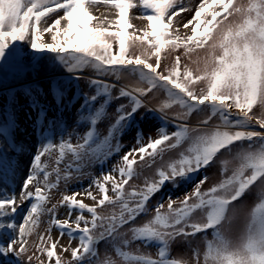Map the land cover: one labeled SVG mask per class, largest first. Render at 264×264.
Segmentation results:
<instances>
[{"label":"snow or ice","instance_id":"1","mask_svg":"<svg viewBox=\"0 0 264 264\" xmlns=\"http://www.w3.org/2000/svg\"><path fill=\"white\" fill-rule=\"evenodd\" d=\"M101 3L115 9L114 22L93 15L91 9ZM138 7V18L147 22L142 34L128 31L134 28L130 10ZM60 10L63 14L49 24L50 14ZM190 10L183 0H0V74L7 76L22 65L31 69L19 81L21 91L12 96L11 111L4 106L7 97L0 104V172L15 174L12 157L23 146L18 136L24 105L28 113H35L33 133L37 126L42 133L22 181L20 203L30 204L18 224L14 220L20 206L16 194L0 182V237L7 234L6 241L0 240V257L11 254L19 264L26 256L27 264H32L33 256L27 255L29 237L39 226L40 216L48 213L47 239L41 233L35 244L36 259L43 255L47 264L53 260L54 264H93L94 260L95 264H117L107 255L102 261L95 259L101 241L110 243L121 264H189L170 258V246L178 240L188 243L197 234H204V249L202 253L192 249L194 264H264V0H200L191 19L180 25L190 34L181 36L179 28H173L174 18ZM134 47L139 54H131ZM29 50L51 57L28 55ZM165 53H181L188 63L182 65L177 54L170 66L162 67ZM48 63L62 68L69 81L78 82L84 79L85 70H91L94 75L86 80L91 94L82 92L78 99L70 92V82L57 75H42ZM13 74L14 78L20 75L18 71ZM125 74L135 77L136 83L120 86L113 96L116 84L101 78L114 77L118 82ZM154 91L165 97L156 111L166 113L178 107L175 120L187 121L193 113L204 114L203 119L195 127L179 123L171 133L160 128L157 138L149 137L147 143L138 131L137 146L125 152L110 173L93 179L82 193L62 194L58 205L46 209L48 193L61 180L67 183L74 178L73 172L81 173L84 167L119 152V142L113 141L144 107L142 98ZM120 99H127L128 104L115 109L114 121L101 136L98 124L107 118L112 101ZM74 101L79 104L76 127L67 139L61 136L54 142L45 130L49 124L59 127L64 113L49 117V112L67 111L69 105L75 107ZM214 119L217 123L207 127ZM80 127L86 128L83 134ZM177 149L175 157L164 160L166 153ZM53 153L55 167L49 171L42 157L51 158ZM69 156L61 174L60 165ZM219 156L225 158L219 160L218 182L202 190L209 179L205 175L178 205L168 197L166 209L159 202L150 218L136 224L166 184L179 187L187 183L193 173L211 167ZM157 158L160 163L154 178L146 177L142 186L126 191L125 186L137 175L135 166L152 168ZM53 175L54 182L50 180ZM253 187L257 202L248 210L238 207L236 202ZM78 196L93 204H85ZM107 206L112 208L109 215L98 212ZM57 207L67 208V218H57ZM73 212L77 213L74 219ZM240 216L243 225L236 231L233 225ZM52 228L59 230L60 239L67 235L69 245L78 238L76 247L60 246L61 252H70L67 261L56 252L59 239H51ZM209 231L211 239L207 238ZM137 241L145 247L155 244L156 258L139 249L135 253L126 250Z\"/></svg>","mask_w":264,"mask_h":264},{"label":"rangeland","instance_id":"2","mask_svg":"<svg viewBox=\"0 0 264 264\" xmlns=\"http://www.w3.org/2000/svg\"><path fill=\"white\" fill-rule=\"evenodd\" d=\"M184 5L188 8H190V11H186L180 14L178 18H174L173 28H179V34L181 36H184L186 34H190V30H186L183 27H180L183 23L187 22L189 19H191L195 8L199 4L200 0H183ZM94 16L99 17L101 20L104 19V17H107L109 21H115V9L107 6L103 3L98 4L97 6L93 7L91 9ZM63 12L60 10L59 12L50 14L51 19L48 20V23L50 24L53 19H55L57 16L62 15ZM141 14V9L135 8L130 10V22L134 26L133 29H129V32L136 31L137 34H142L140 30H143L146 27L147 22L143 19L138 18ZM105 26H107V21L105 22ZM46 40H50L49 36H45ZM28 55H34V56H45L50 59L51 54L44 53V54H36L31 53L29 50ZM131 54L136 55L139 54V48L134 47L131 49ZM177 54L181 55V64L188 63L187 59L181 54V53H165L164 55L167 57L166 59L162 60V67L163 66H170L173 62V57ZM202 54V53H200ZM195 55H193V58H195ZM152 63H155V60L153 59L151 61ZM35 63V61L33 62ZM26 65H22L19 69H13L11 70L7 76H4L3 74H0V104H3V98L7 97L8 102L6 105H4L8 111H11V104H12V96L18 92L21 91V88L19 87V81L20 79H23L25 77V74L30 71ZM19 72L20 75L18 78H14L15 72ZM57 75L59 79L64 80L65 83H71L73 85L72 89H70V92H74L77 98L79 99L82 92H88L91 94V90L88 88L86 80L89 77H92L94 74L91 72V70H85L83 73L84 79L79 80L78 82L75 80L69 81L68 75L62 68H59L57 65L53 63H48L45 68L42 71V75ZM35 75V73H33ZM101 79H104L108 83L116 84V89L113 90V96H116L118 94V89L122 85H134L136 83L135 77L129 76L127 74L124 75V77L120 81H116L114 77H102ZM198 90V89H197ZM164 94L160 91H154L152 93H149L147 97L142 98L144 100V107L140 108L139 111L135 114L132 121H130V127H128L125 131H123L121 134H119L116 138V140L113 141L115 144L117 141L120 145L119 152H115L112 155H110L107 158H104L100 161H97L95 163H92L91 165H88L82 169L81 173H75L73 172V179L71 181H68L67 183L63 180L60 181V184L58 188L51 190V192L48 193L49 200L45 204V208H50L52 205H58L62 194L71 195L74 192H84L86 189L89 188V185L92 184L93 179L100 177L102 174H108L112 171L113 167L116 166L120 158L124 155L125 152H128L129 149L137 146L136 145V137L137 132L140 131L143 133V142L147 143L149 137L152 139L157 138V130L160 128L165 129L166 132L171 133L176 130V125L179 123H187L189 127H195L198 124V121L203 119L204 114L200 113H193L191 117L187 121H179L175 120L174 114L178 113L180 109L178 107H173L169 110H167L166 113H161L159 111H156V107L159 104L161 100H163ZM75 104V107L72 105H69L67 111L64 109H60L58 112H49V117H51L53 114L56 116H60L61 112H63V116L61 117V123L59 124V127H54L53 124H49L47 129L45 130L47 134L53 138L54 142H59V139L61 136L63 138L67 139L68 132H71L73 127H76L74 124V119H78L77 110L79 108V104L75 101L73 102ZM120 104H128L127 99H120V100H113L111 105L107 109V118L98 124L97 128L101 136L105 135L107 132V127L111 122L114 121L116 117L115 109ZM28 105H24V111L20 112V134L18 136V139L23 141L22 148L16 149V155L12 157L14 164L16 165V171L13 175L11 172L8 173H2L0 172V182L4 186L7 187L11 192L15 193L16 187L19 188V191L22 186L21 180L19 182H15V176L19 168V164L26 160L27 162H30L32 156L35 153L36 148L40 146V140H41V130L40 126H37L36 132L33 133L32 131V120L35 118V113H28L27 112ZM148 109H152V111H148ZM19 111V109H18ZM255 112H259V109H254ZM27 113V115H25ZM55 123V122H54ZM217 123V121L214 119L210 125L207 127H211ZM67 126V131H63V128ZM86 130L85 127H80L78 131L80 134H83V132ZM257 130L258 126H257ZM72 143H76V135H73L71 137ZM180 151V149H177L174 152L166 153L164 155V160L167 161L170 157H175L176 153ZM225 158L224 156H219L217 158L216 163H214L211 167L207 169H202L197 175H195V178H191L190 181L187 183H181L179 187H174L172 184L168 183L166 184L161 191L156 193L152 199L149 201L147 207H148V213L147 215H141L138 217L136 224L139 225L143 223L145 220L150 218L153 213L154 206L159 203L163 202L165 209L167 208V202L168 197H171L174 201L177 202V205L179 204V201L183 199L184 195L186 193H190L193 190L194 183L199 180L200 178L207 175L209 177L208 181L202 186V190L207 189L211 187L214 183L218 182L220 179V164L219 160ZM55 159L56 154L53 153L51 158L48 156L42 157V161H45L49 164V171L52 170L53 167H55ZM71 159V157H67L66 160L60 165L61 168V174H63V169L65 165L68 163V161ZM159 158H157V163L152 168L144 167L141 164H137L135 166L137 175L134 176L128 183V185L125 186V190H131L133 186H136L139 188L143 185L145 178L152 179L154 178V172L155 168L159 166ZM113 175H116L113 173ZM78 176V179L76 178ZM42 179V176H41ZM51 181H55V175H53L50 178ZM42 186V185H41ZM110 188V185H109ZM30 190H34V186H30ZM93 191V194L96 195V189L93 187L91 189ZM18 192V190H16ZM16 194V200L17 204L20 205L18 207V210L15 214L14 220L18 224L22 222V218L24 214L27 212V209L29 207L30 202H25L23 204L20 203L19 193ZM257 189L253 187L250 192L246 193L239 202L237 203L238 207H242L245 210L250 209L256 202H257ZM109 195H112L111 191L109 192ZM78 199H82L85 204H93V201L91 199L85 198L84 196H78ZM112 211L111 206H107L104 208L98 209V212L102 215H109ZM57 218L58 219H65L67 218L68 212L66 207H57ZM77 213L73 212L72 219L75 218V215ZM86 217H88V213H84ZM51 219L50 215L48 213H45L40 216V223L39 226L36 228L35 232L31 237H29V244H28V253L27 255H32L33 260L32 264H40V261H44L45 264H47V257L41 255L39 260L36 259V248L35 244L39 240V236L41 233L45 234V238L47 239L48 233L46 230L49 227V220ZM243 225V217L240 216L236 219L234 222V230L238 231ZM128 226H125L124 229H121L120 231H125ZM51 239L52 240H58L59 239V245L56 248L57 254L62 256V259L67 261L70 259V252H61L60 246L65 247H76L78 244V238L73 239L71 241V244L69 245V238L67 235H64L62 239L59 238L60 233L59 230L56 228L51 229ZM78 237V233L76 234ZM130 238V234H129ZM208 239H211V232L208 233ZM0 240L6 241L7 240V234H3L2 237H0ZM98 256L95 258L96 260L102 261L105 256H110L113 260L117 261V264H121L120 259L116 256L115 252L113 251L111 245L109 242L101 241L98 246ZM139 249V253L148 254L151 255L153 258H156L157 255V246L152 244L147 247L144 246V244L140 241H137L133 244H131L126 250L135 253ZM192 249H199L202 253L204 249V234H197L194 238H189V242L185 243L182 241H176L170 246V258L175 259H183L187 260L189 264H194L193 261V253ZM5 259L4 257H0V261ZM6 259H10L11 262H15L17 264V259L13 255H9ZM19 264H27L26 256L22 257L19 261ZM54 264V260L52 262ZM95 264V260L93 262Z\"/></svg>","mask_w":264,"mask_h":264},{"label":"bare ground","instance_id":"3","mask_svg":"<svg viewBox=\"0 0 264 264\" xmlns=\"http://www.w3.org/2000/svg\"><path fill=\"white\" fill-rule=\"evenodd\" d=\"M29 165H30V162H27L26 160H24L23 162H21L19 164V168H18V171L16 173V176H15V182H19L21 180V182L23 181V179L26 177V175L28 174V171H29ZM18 190V192L16 191ZM16 190H15V193L17 192V194L20 192L19 191V188L16 187ZM0 264H15V262H11L10 259H3L0 261Z\"/></svg>","mask_w":264,"mask_h":264}]
</instances>
